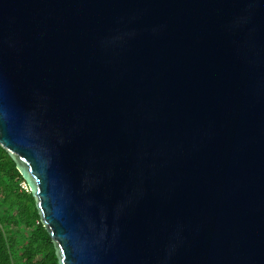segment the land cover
<instances>
[{
	"label": "water",
	"instance_id": "95a60500",
	"mask_svg": "<svg viewBox=\"0 0 264 264\" xmlns=\"http://www.w3.org/2000/svg\"><path fill=\"white\" fill-rule=\"evenodd\" d=\"M0 145L57 264H264V0H0Z\"/></svg>",
	"mask_w": 264,
	"mask_h": 264
},
{
	"label": "trees",
	"instance_id": "16d2710c",
	"mask_svg": "<svg viewBox=\"0 0 264 264\" xmlns=\"http://www.w3.org/2000/svg\"><path fill=\"white\" fill-rule=\"evenodd\" d=\"M0 264H57L55 248L40 220L35 198L1 145Z\"/></svg>",
	"mask_w": 264,
	"mask_h": 264
},
{
	"label": "built area",
	"instance_id": "2783aa9c",
	"mask_svg": "<svg viewBox=\"0 0 264 264\" xmlns=\"http://www.w3.org/2000/svg\"><path fill=\"white\" fill-rule=\"evenodd\" d=\"M22 186H24V184H22Z\"/></svg>",
	"mask_w": 264,
	"mask_h": 264
}]
</instances>
